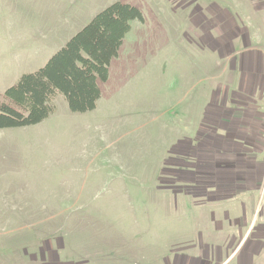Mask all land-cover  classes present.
<instances>
[{
  "label": "rangeland",
  "instance_id": "rangeland-1",
  "mask_svg": "<svg viewBox=\"0 0 264 264\" xmlns=\"http://www.w3.org/2000/svg\"><path fill=\"white\" fill-rule=\"evenodd\" d=\"M115 1L0 0V101ZM122 1L142 20L129 22L95 107L71 111L58 93L40 122L0 128V264H168L198 242L205 207L184 193L189 171L175 164L189 158L173 146H196L206 70L223 43L205 31L208 17L248 21L254 6Z\"/></svg>",
  "mask_w": 264,
  "mask_h": 264
},
{
  "label": "crops",
  "instance_id": "crops-1",
  "mask_svg": "<svg viewBox=\"0 0 264 264\" xmlns=\"http://www.w3.org/2000/svg\"><path fill=\"white\" fill-rule=\"evenodd\" d=\"M250 1L252 19L213 12L205 26L228 47L214 48L218 61L206 70L205 101L189 139L196 146H173V155L189 158L175 165L189 171L184 193L204 205V222L198 242L168 264H264V0Z\"/></svg>",
  "mask_w": 264,
  "mask_h": 264
},
{
  "label": "trees",
  "instance_id": "trees-1",
  "mask_svg": "<svg viewBox=\"0 0 264 264\" xmlns=\"http://www.w3.org/2000/svg\"><path fill=\"white\" fill-rule=\"evenodd\" d=\"M133 19L142 20L134 5L117 0L97 14L35 71L23 73L0 101V128L40 122L63 94L69 110L84 112L101 96L108 66L118 55Z\"/></svg>",
  "mask_w": 264,
  "mask_h": 264
}]
</instances>
